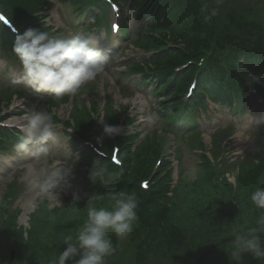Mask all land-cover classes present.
<instances>
[{
  "label": "trees",
  "instance_id": "trees-1",
  "mask_svg": "<svg viewBox=\"0 0 264 264\" xmlns=\"http://www.w3.org/2000/svg\"><path fill=\"white\" fill-rule=\"evenodd\" d=\"M47 1L0 0V10L20 27L21 33L27 28L44 30L49 29L43 21L45 10L49 7ZM119 1L129 2L131 13L137 20L143 21L141 27L131 32L124 28L121 35H126V40L134 48L146 52L153 48L157 51L154 55L145 56L149 57V61L130 64L129 70L143 73L138 80L142 86L155 87L153 94L159 95L157 113L162 124L170 127L162 131L171 133L173 139L177 136L185 139L191 149H203L199 132L194 130L198 124L193 119L199 112L206 111V100L210 98L219 105H227L232 113L242 115L246 105L247 82L260 90L263 88L264 15L261 12L264 11V0ZM202 2L208 4L209 10L215 8L217 11L210 22L202 18ZM62 3L69 7L72 14L70 26H67L71 31H77L75 24L87 22L88 18H91V24L87 22L88 26L100 28L103 23L100 12L108 11L103 0H62ZM165 40L179 48L166 49ZM13 41V34L0 24V50H12ZM180 44H184V47L181 48ZM199 48L212 51L203 66L197 64L177 73L175 67L184 64L188 53H195ZM144 67L147 70L154 69L155 73H145ZM194 75H197V88L192 97L186 100L187 87ZM88 86L82 87L80 92ZM90 86L91 89L95 88L94 84ZM0 88V108L8 105L14 96L19 98L26 92L24 88L12 85H2ZM233 94L239 98L236 107H231ZM52 101V105H59L53 98ZM89 101L90 110L85 104L81 108H74V112H71L74 124L65 123L67 128L73 127L76 137L71 142L81 152L76 168L70 171V175L74 172L82 174L79 182L91 195L78 201L72 198L68 201L80 209L81 219L86 216L89 204L110 207V193L135 192L139 203L132 232L124 240L115 239L111 234L108 237L113 241L114 252L120 246L122 253H125V264H148L150 258L156 261L155 264H237L231 255L232 231L234 228L254 225L260 214L249 196L256 187L264 186L263 153L257 157L256 163L247 161L244 164L245 169L241 168L238 172L239 178L234 185L222 174L218 176L219 167L215 169L201 154L198 156L199 171L194 179L185 181L179 176L176 187H173L168 185L171 172L169 157L176 155L178 165L179 152L173 143L168 146L172 155L159 164L148 189L143 190L140 181L152 171L154 158L162 142L156 143L155 138L158 136L154 134L134 145L136 134L127 136L121 132L114 137H104L100 143L101 150L110 153L114 141L121 147L119 157L123 164L118 168L79 141L88 136L93 124L91 115L98 108L93 99ZM63 102H66V97H63ZM194 106L200 109L193 112ZM103 117L102 124L98 126L99 131L92 137L95 143L102 134L103 123H118L117 113L110 105L109 97ZM179 120L181 124L177 125ZM53 122L59 121L55 117ZM66 135L69 136L68 133ZM20 136L22 134L16 130L0 128V152L14 146ZM219 144L221 142L216 144L214 158L219 155ZM94 161H98L109 172L122 170V174L107 183L97 181L92 184L88 173ZM84 168L87 172H78ZM12 187L10 185L0 199V264H50L66 247L65 239L69 236L75 239L80 228L78 224L82 222H68L58 210L46 209L44 206L39 209L37 206L30 215L27 230H22L16 224L19 210L9 211L5 205L6 197H14L11 194ZM168 192L170 195H167ZM57 218L58 221H52ZM51 223L55 224L52 228ZM258 235L264 242V234ZM191 249H197L198 252L191 256ZM187 256L191 257L186 260ZM117 264H122L121 260ZM239 264H264V258L256 259L249 253H243Z\"/></svg>",
  "mask_w": 264,
  "mask_h": 264
},
{
  "label": "rangeland",
  "instance_id": "rangeland-1",
  "mask_svg": "<svg viewBox=\"0 0 264 264\" xmlns=\"http://www.w3.org/2000/svg\"><path fill=\"white\" fill-rule=\"evenodd\" d=\"M47 3L50 5L45 10L47 17L44 18V26H48L49 29L44 30L52 34V36L60 38H65L74 33L75 31H71L66 27L70 26L71 23L70 18L72 14L68 10L69 7L64 5L62 0H48ZM126 7L123 4L124 21L130 32L141 27L143 21L135 20L134 16H131L132 18L129 19L130 13ZM261 14L264 15V11ZM114 18L116 17L114 16ZM81 25L83 27L82 22ZM75 26L78 28V25ZM82 27L77 29L76 32H83L85 34L92 32L91 27L86 26L88 29H82ZM92 35L94 37L96 36L95 33ZM99 36L100 38L98 36L96 37V46L100 43L103 46L105 40L104 33H100ZM125 36L121 35V39H116L115 36H112L111 39L109 38V41H113V44L111 49L105 47L106 49L108 48L107 50L105 49V53L110 57L108 64L94 81L85 85H89V88H84L83 92H79L76 97H73L75 98L73 107L81 108L83 104L88 105L89 100L93 99L98 107L92 113L96 118V115L98 113L101 114L102 109L105 108L109 97L110 105L115 108L114 110L118 114L117 118L118 123L121 125L122 135L126 134L128 136L136 134V142L138 141L139 143L147 136H152L153 134L158 136V138H155L156 143L159 144L162 142L160 151L154 158H161L158 164L163 160H167L169 155H172L171 151L168 150V146L174 143L176 148H179V152L177 153L178 165L176 164V155L169 157L171 161V172L168 185L170 186H175L179 176L185 181L194 179L199 171L198 156L201 154L215 166V169L219 167V171H217L218 176L222 174L229 183L237 182L239 178L238 172L242 170L241 168L243 170L245 169L244 164L247 161L256 163L257 157L262 153L264 155V84L260 90L261 93H257L249 84L246 86L249 91V98L247 100L246 111L243 115H235L227 105L215 104L210 102L211 100L208 98L207 102L204 103V107L208 108V112L201 114L197 118L198 125L194 129L199 132L203 149H191L185 139L179 136L173 139L171 133L162 131V129H169L170 127L163 125L161 119H159L158 124L154 127L146 126L142 122V116L159 112V105L157 103L159 99L157 97L159 95L153 94L154 86L143 87L137 83L143 74L142 72L129 70L130 64L149 60L144 56L147 55L144 54L146 51L141 48H134L131 42L126 40L127 38ZM115 45L116 49H114ZM183 45L181 46L180 44V47L183 48ZM150 50H153V48H150ZM207 51L208 49L203 48L196 49L195 53H188L186 60H201ZM2 53L4 52L0 50V86L24 85L23 82H20V77L22 76L21 63L17 59L4 57ZM192 66L191 63L188 65L189 68ZM144 68L145 73L149 72L146 67ZM92 84L96 86L94 89H91L90 85ZM22 94L21 97H24L25 100H11L8 105L0 108V111L3 110V114L9 115V121L15 118L22 120L21 124L12 125L7 123L8 125L19 128L22 134H24L23 130L27 123L26 117L34 109L47 112L52 117V120L56 116L59 123H56L54 140L49 141L46 145L48 152L42 156L36 157L31 154L17 153L14 150V146L7 147L6 151L0 152V199L9 189L8 187L10 185L15 188L13 193L16 196L19 195V197L14 201L15 196L8 202L12 204L9 211L13 210L14 206L18 207L20 214L16 224L22 230H27L31 212L37 206L39 209L44 206L46 209L58 210L60 214L63 213V217L68 222H75L76 224L83 223L86 216L81 219L80 209L76 208L74 204L68 203L70 198L73 201H78L82 197H91L87 190L82 187L81 182H79L80 175L82 174L74 172L65 180L61 181V189L56 193L57 196L55 199L38 193L34 188L35 183L43 180L57 167H61L65 163L67 164L63 165V167L71 168L72 171L76 168V163L80 159V149L75 147L71 142L73 137L67 136L66 131L62 129L66 122L74 124L75 119L72 117L74 109L72 108L73 110H70V105L72 104L67 100L66 103H62L63 98L58 99L54 95L44 92H36L33 90V94ZM52 98L59 105H52L51 102H54ZM189 98L190 96L187 99ZM194 108L198 109L196 106ZM212 109L216 111L213 112ZM14 113H20L21 115H14ZM99 123H102V119H100ZM98 131L96 130L91 134L95 135ZM224 131L227 133L226 136H224ZM73 132L68 133H70V136H73ZM159 138H163L164 140ZM17 141H15L14 145ZM219 142H221V145L219 144V155L214 158L213 153L216 151V144ZM71 162L75 163V167H71ZM78 172H87V169H79ZM167 195H170V192ZM59 212L56 214H59ZM58 219H52V221L56 222ZM52 225L55 224L51 223L50 228H52ZM78 225L81 227L82 224ZM126 241L128 242V240ZM117 249L116 252H113L105 258V264H117L120 260L122 264H125L123 260L125 253H122L120 246H117ZM180 252H182V249H180ZM197 252V249H191V256ZM190 257L187 256L186 260ZM155 262L153 258H150L148 264H155Z\"/></svg>",
  "mask_w": 264,
  "mask_h": 264
},
{
  "label": "clouds",
  "instance_id": "clouds-1",
  "mask_svg": "<svg viewBox=\"0 0 264 264\" xmlns=\"http://www.w3.org/2000/svg\"><path fill=\"white\" fill-rule=\"evenodd\" d=\"M200 13L205 22L217 15L215 8L209 10L206 2L201 3ZM97 40L92 34L74 32L65 38L54 37L47 31L27 28L15 35L12 50L22 66L20 82L36 92L51 93L56 98L75 97L82 87L102 73L110 57L96 47ZM139 95V93H138ZM160 117L153 112L142 116L146 126L154 127ZM24 134L14 145L17 153L39 157L48 152L47 143L55 138L56 124L43 110H32L26 117ZM122 131L119 125L103 123L102 134L96 138L101 143L104 137H114ZM67 164V163H65ZM63 164V165H65ZM71 167L75 163L71 162ZM57 167L50 175L34 184L38 193L53 199L61 189L60 182L69 175L71 168ZM122 174L109 172L98 161L89 169L88 179L92 184L104 183ZM110 207H87L86 219L79 228L75 239L71 236L64 241L66 247L50 264H105V258L115 251L112 239H126L132 232L137 219L139 198L135 192L110 193ZM251 203L260 210L252 226L234 228L231 240V255L239 264L241 255L249 253L256 259L264 258V242L258 234H264V186L256 187L250 194Z\"/></svg>",
  "mask_w": 264,
  "mask_h": 264
},
{
  "label": "bare ground",
  "instance_id": "bare-ground-1",
  "mask_svg": "<svg viewBox=\"0 0 264 264\" xmlns=\"http://www.w3.org/2000/svg\"><path fill=\"white\" fill-rule=\"evenodd\" d=\"M10 123L12 124H21L22 120L20 118L11 119Z\"/></svg>",
  "mask_w": 264,
  "mask_h": 264
},
{
  "label": "snow or ice",
  "instance_id": "snow-or-ice-1",
  "mask_svg": "<svg viewBox=\"0 0 264 264\" xmlns=\"http://www.w3.org/2000/svg\"><path fill=\"white\" fill-rule=\"evenodd\" d=\"M0 22H4V23H6L7 21H6L5 17L0 16Z\"/></svg>",
  "mask_w": 264,
  "mask_h": 264
}]
</instances>
